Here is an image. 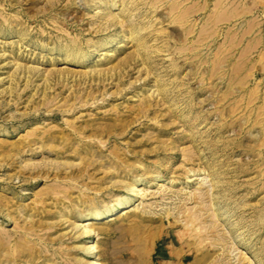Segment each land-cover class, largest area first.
Masks as SVG:
<instances>
[{"label": "rangeland", "instance_id": "obj_1", "mask_svg": "<svg viewBox=\"0 0 264 264\" xmlns=\"http://www.w3.org/2000/svg\"><path fill=\"white\" fill-rule=\"evenodd\" d=\"M103 2L0 0V264H264V0ZM141 177L82 237L80 209ZM208 193L226 248L175 222Z\"/></svg>", "mask_w": 264, "mask_h": 264}, {"label": "bare ground", "instance_id": "obj_2", "mask_svg": "<svg viewBox=\"0 0 264 264\" xmlns=\"http://www.w3.org/2000/svg\"><path fill=\"white\" fill-rule=\"evenodd\" d=\"M100 2L104 3L103 0H100ZM113 8L116 10H114ZM108 11H111V13L108 15L109 19L110 18L114 19V20H116L117 23H120L124 27H127L128 21L122 17V15H121L122 11L115 2L108 5ZM134 33H135L134 31H129V33H126V30H125V32L123 34V38H125V41L127 39H130V38L135 39V38H133ZM116 40H117V37H112L111 39H109V41L104 43L103 46L108 47L109 44L114 43ZM109 54H112V53L110 52ZM61 56H64L67 61L73 62L76 65L85 64L89 58L88 54L81 52V51H78V50L73 55H71L69 49H65V50L63 49L61 51ZM147 103H148V101H147ZM149 103H150V101H149ZM140 110H142V108ZM135 112H137V110ZM122 161H121V163H122ZM124 182H126V181H124ZM146 182H147L146 179H143L142 177L139 179L136 178L132 182H129V183L126 182L128 184L126 188H127L129 196L123 197L122 199L118 200L117 203H115L114 205L104 206L103 208L92 207L91 209H88V210L80 209V211L78 212V219L81 220L82 222L81 223L75 222V226L77 229H80L81 236L84 238H87V239L91 238V236L94 233H96V230H97L99 225L105 224L106 222H111V221L117 220L118 218H120V216H122L121 215L122 212H124L123 215H127V217H129L128 213L130 211H128V209H129L128 206L133 202V197H136L140 194L141 188L146 184ZM159 186L162 188L165 185H164V183H160ZM213 196H214V192L211 195V197H213ZM207 198H210L209 193L208 194H200V195H198V194L192 195L191 194V196L184 198L183 203H184V206L186 207V209L185 210L183 209L184 210L183 213L178 212L179 215L175 216V222L184 224V227L186 229H192L193 232L199 231L200 234L205 233V234H203L202 237H200L203 239L202 243L200 242L198 244H204L205 246L210 245L212 247L222 246L223 248H226L227 246L230 245V243L227 241V234H224L223 236L221 235L219 237H216L214 232H212V231L216 230L217 228H219V227H217V224L220 221V216H219L218 212L215 210V208H214L215 202H212L211 198H210V203H211L210 206H211V210H214V211H213V214H210L208 216L210 210H208V204L206 202ZM190 203H193L195 206L190 207L189 206ZM172 212L173 211H171V212L168 211L166 213V216H168V217L173 216ZM11 214H12V212L9 211L8 215H11ZM171 218H170V220H171ZM219 224H220V222H219ZM211 235H212V237H211ZM27 236H29V235L27 234ZM211 240H213L214 242H209ZM236 243L237 242L235 241V244ZM233 244H234V242H233ZM85 250H86L89 257H92L93 254L98 253V247L93 242H89L87 245H85ZM231 251H232V249H231ZM231 253H229V254H231ZM213 256H214L213 253L211 254L210 252H208L206 254H203L201 257L196 258V260L198 263L204 262L205 264H230V260L227 261L229 256L227 258H222L221 260L216 259V261H214L213 263H209L211 258H213ZM245 260H249V263H247V264H253V261H251V259L247 258L246 255L244 258H240L239 262H243ZM88 264H101V263H99L97 261H93V262H89Z\"/></svg>", "mask_w": 264, "mask_h": 264}]
</instances>
